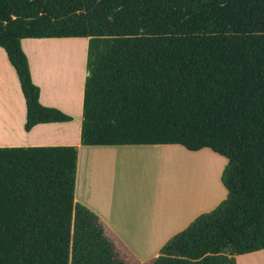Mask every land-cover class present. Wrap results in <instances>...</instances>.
<instances>
[{"label": "trees", "instance_id": "obj_1", "mask_svg": "<svg viewBox=\"0 0 264 264\" xmlns=\"http://www.w3.org/2000/svg\"><path fill=\"white\" fill-rule=\"evenodd\" d=\"M25 37L88 39L81 144L225 157L226 197L148 264H236L264 249V0H0L29 130L70 116L40 103ZM76 157V145L0 147V264H128L74 201Z\"/></svg>", "mask_w": 264, "mask_h": 264}, {"label": "crops", "instance_id": "obj_2", "mask_svg": "<svg viewBox=\"0 0 264 264\" xmlns=\"http://www.w3.org/2000/svg\"><path fill=\"white\" fill-rule=\"evenodd\" d=\"M70 38L20 40L31 79L39 87L40 103L70 116L67 121L37 123L29 130L24 127L26 105L18 76L0 46V147L76 145L74 201L98 215L106 235L128 264H147L172 235L226 197L220 178L224 165L218 168L212 161L206 168L192 166L194 156L216 154L209 148L194 151L180 144H81L87 52L82 55L76 46L68 45L74 40ZM122 159L127 160L124 165ZM140 159L144 163L139 165ZM147 164L161 169L162 177L169 175L173 193L162 192L156 196L158 200L153 196L142 199L128 188L120 175L124 167L133 175ZM235 261L264 264V249L237 254Z\"/></svg>", "mask_w": 264, "mask_h": 264}, {"label": "rangeland", "instance_id": "obj_3", "mask_svg": "<svg viewBox=\"0 0 264 264\" xmlns=\"http://www.w3.org/2000/svg\"><path fill=\"white\" fill-rule=\"evenodd\" d=\"M70 39H74L72 41H69L68 45H74L83 55L84 51L87 52V38L85 37H72ZM65 45V46H68ZM204 151H209V149H205ZM213 152V151H212ZM215 153V152H214ZM218 157V160H209L207 158L203 159L199 156H194L191 163L192 166H197V168H206L207 164H209L212 161H215V164L218 168L222 165H225L226 159L225 157L215 154ZM219 155V156H218ZM150 158V157H148ZM122 159L121 164L124 165L127 160ZM148 159L146 158L145 161ZM139 165L143 164L144 161L142 159L138 160ZM200 162L202 164L200 165ZM126 165V164H125ZM128 168H131V166L128 165ZM126 166L124 167L123 172L121 171V178H123L124 182L127 184L128 188L131 191L138 192L140 194V198L143 199V197L146 198H156L155 200H158L159 198L156 197L157 195L160 196L162 192H169L173 193V186L171 184H174L172 179L169 178V175H165V177H162V170L159 169L155 165L147 164L146 166H140L138 173H132L133 175H130V173H126ZM172 171V170H171ZM172 174H175L174 171L170 172ZM160 175V176H159ZM147 185V186H146ZM147 187V190L145 189ZM146 193H144V192ZM143 196V197H142ZM153 196V197H152ZM151 199L148 201L150 202ZM146 205H149L146 203ZM149 263V262H148ZM147 263V264H148ZM129 264H134L133 262H129ZM146 264V263H145Z\"/></svg>", "mask_w": 264, "mask_h": 264}]
</instances>
